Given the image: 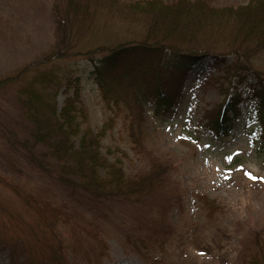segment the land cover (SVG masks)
I'll return each mask as SVG.
<instances>
[{
  "label": "rangeland",
  "instance_id": "obj_1",
  "mask_svg": "<svg viewBox=\"0 0 264 264\" xmlns=\"http://www.w3.org/2000/svg\"><path fill=\"white\" fill-rule=\"evenodd\" d=\"M67 1L0 0V80L35 64L66 40L54 69L35 65L37 70L31 67L22 79L0 87V264H241V243L255 233L264 235V180L245 175L264 178V128L258 121L240 120L219 140L204 125L207 112L226 93L238 92L241 99L245 94L244 84L226 75L222 61L239 56L247 62L253 70L244 74V83L253 85L264 79V47L251 53L249 41L240 45L235 33L221 30L225 22L217 24L213 18L183 20L169 31L154 15L123 5L146 0L113 3L118 5L88 0L81 5L84 13L68 14ZM206 2L214 8H236L249 0ZM147 32L167 36L166 47L210 55L189 71L175 108L155 114L153 103L146 104L138 149L128 136L126 108L102 100L91 59L117 44L139 41ZM245 44L236 55L230 52ZM49 69L63 80L79 79L87 117L81 129L94 134L104 130L100 154L110 162L118 160L125 177L146 172L150 158L174 164L159 192L143 203L98 202L60 184L52 159L47 157L40 168L37 160H44L45 150L36 146L30 153L26 148L30 125L16 90L39 70ZM67 95L61 90L58 107ZM254 106L255 101H244L239 108L245 113ZM176 187L183 194L179 205ZM197 195L214 200L220 212L208 217Z\"/></svg>",
  "mask_w": 264,
  "mask_h": 264
},
{
  "label": "trees",
  "instance_id": "obj_2",
  "mask_svg": "<svg viewBox=\"0 0 264 264\" xmlns=\"http://www.w3.org/2000/svg\"><path fill=\"white\" fill-rule=\"evenodd\" d=\"M87 1H67L66 13H84L81 5H85ZM107 1L112 5L119 4V0ZM123 5L132 11L154 15V18L165 22L169 31L183 20L200 22L213 18L217 24L225 22V27L221 30L224 33H235L236 42L240 45L249 41L251 53L256 47H264V0H249L247 4L236 8H214L206 0H173L165 4L146 0L143 4L129 2ZM194 14V18L188 16ZM182 15L187 17L179 19ZM155 26L156 23L153 24L154 28ZM149 34L147 32L139 41L120 43L104 49L103 55L97 60L91 59L94 83L102 100L115 107L122 104L126 108L129 115L128 136L138 149L142 147L141 122L144 121L146 104L153 103L155 114L167 113L175 108L181 101L182 86L189 71L210 55L203 51L176 50L171 45L166 47L167 36ZM64 46L66 40L54 46L53 50L35 64L0 80V87L22 79L31 67L37 70L35 65L48 64L54 69L53 63L62 57ZM246 46L247 44L242 48H232L230 52L236 55ZM221 64L227 76H236L237 83L244 84L245 94L241 99L238 92L226 93L223 102L207 112L210 117L204 125L205 132L219 140L226 138L240 120H244L246 124L258 121L264 128V79H258L253 85L244 83V76L253 67L245 61L243 64L239 56L236 61L224 59ZM52 69L39 70L32 80L16 90L17 103L30 125L29 140L24 142L26 148L30 153L36 146L45 150L44 160H37L40 168H44L47 157L52 159L51 165L55 168L60 184H68L72 191L79 190L89 194L90 198L98 202L143 203L153 193L159 192L170 180V173L175 170L174 164L150 158L146 172L134 179L125 177L118 160L110 162L100 154V139L104 130L94 134L88 128L81 129V124L87 117L80 101L79 79L67 77L63 80L60 73L51 71ZM61 90L62 94L68 95L58 107L56 99ZM244 101H255V106L242 113L239 105ZM262 138L264 146V130ZM100 171L103 172L102 175ZM182 197V192L176 187L174 200L178 205ZM196 197L208 217L220 212V207L214 200L204 195ZM246 242L241 243V264H264V235L255 233Z\"/></svg>",
  "mask_w": 264,
  "mask_h": 264
},
{
  "label": "snow or ice",
  "instance_id": "obj_3",
  "mask_svg": "<svg viewBox=\"0 0 264 264\" xmlns=\"http://www.w3.org/2000/svg\"><path fill=\"white\" fill-rule=\"evenodd\" d=\"M245 175L249 178V179H261V180H264V178H258V177H254L252 176L250 173H245Z\"/></svg>",
  "mask_w": 264,
  "mask_h": 264
}]
</instances>
